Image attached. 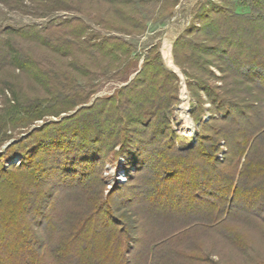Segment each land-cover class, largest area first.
Segmentation results:
<instances>
[{
    "label": "trees",
    "instance_id": "1",
    "mask_svg": "<svg viewBox=\"0 0 264 264\" xmlns=\"http://www.w3.org/2000/svg\"><path fill=\"white\" fill-rule=\"evenodd\" d=\"M24 1L0 0L15 8ZM28 1L37 16L72 2L101 29L144 30L126 10L136 12L134 0ZM239 2L248 12L236 16L256 29L226 26L231 35L219 39L222 23L202 29L225 42L210 55L219 79L231 83L203 88L211 112L223 117L182 148L167 117L177 77L158 52L127 85L88 104L94 80L134 68L139 56L130 43L94 32L80 17L0 30V143L16 129L58 118L0 154V264H264L252 237L264 245V0ZM5 71L29 75L43 95L23 99ZM115 146L137 170L104 197L103 154ZM15 153L20 164L4 167L2 159Z\"/></svg>",
    "mask_w": 264,
    "mask_h": 264
},
{
    "label": "rangeland",
    "instance_id": "2",
    "mask_svg": "<svg viewBox=\"0 0 264 264\" xmlns=\"http://www.w3.org/2000/svg\"><path fill=\"white\" fill-rule=\"evenodd\" d=\"M134 1L136 12H133L132 6H129L126 10L128 14H135L140 18V22H143L144 30L139 33L125 34L115 30L107 31L101 29L75 7H71L75 5L72 2L69 4V1L67 3L70 7L53 11L43 16H37L35 13L38 11L32 8L28 0L24 1L25 8L24 6L19 8L9 7L0 2V30L5 27H21L26 25L45 26L52 21L58 24L63 19L80 17L91 26L94 32H100L102 35H117L130 43L133 55L139 56L134 68H130L127 74L114 73L113 71L94 80L95 89L89 98L88 104L97 97L109 96L117 89L127 85L136 76V73L140 71L144 59L148 56L154 58L156 52H158L164 68L171 71L177 77L173 81L174 99L167 109L168 127L175 135L174 144L176 147H189L194 144L198 134L204 130L203 124L212 122L213 118L220 119L223 117L221 112L214 114L211 112V105L203 90L204 86L210 89L220 87L221 91L222 87L231 83L229 79H226L225 82L219 79L222 72L216 66L218 61L210 55L212 52L210 50L211 47L220 49V47L225 45V42L222 44V42L211 41L209 39V32L202 29L205 26L209 28L210 21L215 22V24L222 23L225 27L219 31L220 33L216 36L218 38L231 35L226 26L244 29V27L251 25V29H256L257 23H247L245 18L236 16L237 13L239 15L248 12V8L241 6L239 0ZM99 10L101 13H104L106 7L100 6ZM207 10L208 12H206ZM258 33L264 34V31L261 30ZM175 42H178L176 47ZM23 45L34 52L36 51L39 55L41 54L36 49L35 44L31 42H24ZM201 45H204L206 48H201ZM165 46L170 48L172 59L178 72L167 65L164 56ZM177 61L184 68L178 65ZM7 74L13 79L23 99L43 95L39 85L29 75L23 73L15 77L18 74L17 72L5 71L6 76ZM189 81L193 85L192 88L189 87ZM247 85L249 84L243 82V86ZM238 87L243 88L240 84L234 88L237 89ZM4 100V96L0 93V118L4 113ZM198 100L202 102L201 105L198 103ZM199 108L201 109L198 112ZM75 109H78V107ZM75 109L69 113H62L60 117L75 112ZM46 119L45 121L58 120V118L53 116H47ZM44 122L36 121L27 128L14 130L12 138L0 143V154L3 157H7L8 148L12 144L25 138L34 128L41 126ZM144 131L140 130L142 133ZM116 151H118V146L103 154L101 176L103 182L102 194L104 197L108 196L116 186L126 185L131 177L136 174L137 166L132 162L130 156L126 154L116 155ZM221 155L222 152L218 154L219 157ZM2 160L4 161V167L19 165L21 154L15 153L13 156H9L6 159L3 158ZM129 188L131 189V187H126L120 193L124 196ZM252 237L259 244L257 246L258 250L264 253V245L260 243L259 237L256 234H252Z\"/></svg>",
    "mask_w": 264,
    "mask_h": 264
},
{
    "label": "bare ground",
    "instance_id": "3",
    "mask_svg": "<svg viewBox=\"0 0 264 264\" xmlns=\"http://www.w3.org/2000/svg\"><path fill=\"white\" fill-rule=\"evenodd\" d=\"M164 56H165V60H166L167 65L170 68H172L173 70L178 72V69H177L176 65L174 64V62H173L172 55H171V52H170V48L167 47V46H165ZM181 98H182V96H181Z\"/></svg>",
    "mask_w": 264,
    "mask_h": 264
}]
</instances>
